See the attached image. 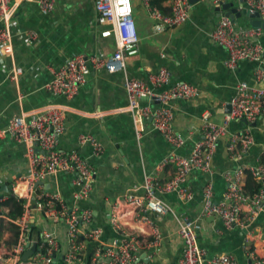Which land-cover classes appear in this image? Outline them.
<instances>
[{
  "label": "crops",
  "instance_id": "1",
  "mask_svg": "<svg viewBox=\"0 0 264 264\" xmlns=\"http://www.w3.org/2000/svg\"><path fill=\"white\" fill-rule=\"evenodd\" d=\"M230 2L237 7L238 0ZM131 3L139 38L137 57L126 61L123 70L116 73L105 67L92 71L76 97L70 100L52 96L46 91L45 85L51 80L53 70L59 69L67 59L77 54L99 55L109 59L115 50L112 38L100 37L106 27L96 23L93 0H55L54 9L47 15L41 14L36 1L22 3L11 22L8 41L11 51L7 56H2L0 52V132L5 131L9 121L23 112L37 111L49 104L66 108V129L59 138L58 149L79 152L95 170L93 193L88 201L77 206L82 211L90 212L88 226L89 229L101 231L100 243H107L119 235L109 221L115 202L122 201L130 194L143 197L146 179L157 178L161 183L169 181L173 171L166 169L158 172L157 168L170 153L182 156L191 154L194 144L201 139L204 112L209 111L213 121L221 123L226 115L223 110L229 105L240 83L264 87V81L259 84L254 82L256 68L260 67L264 72V58L259 66L242 62L231 71L223 64L226 51L209 38L225 11L218 13L216 8L198 1L191 5L187 23L156 34L141 1L131 0ZM237 26L249 28L248 20L242 18ZM30 34L35 35L31 43L27 40ZM260 39L264 47V34ZM16 68H21L22 74L14 81L12 71ZM162 68L168 70L172 83H188L198 92L193 100H175L170 104L174 115L173 128L186 140L179 149H173L151 126L149 119L144 121L145 132L137 135L131 115L125 112L127 97L124 80L131 78L147 82L150 74ZM140 105L147 106L148 103L141 101ZM151 106L156 108V104ZM227 130L228 135L244 130L250 133L252 143L241 161L228 158L226 141L223 139L212 157L211 170L205 173L193 171L188 177L186 187L191 193V201H181L175 191L157 195L180 217H197L202 202L201 192L206 184L212 185L214 199L220 200L226 189L225 174L240 165H254L264 155V118L248 126L231 122ZM87 135L95 138L97 147L79 143L80 138ZM26 172L24 147L9 133L0 136V187L7 185L12 192V181L20 179ZM68 189L67 179L62 177L60 190L67 200L70 199ZM138 218L136 214L122 215L120 223L123 232L143 237L147 226L140 223ZM155 224L163 237L160 252L153 258L149 257L148 251L140 252L138 263L178 264L183 247L175 233L173 216L155 219ZM200 224L198 246L209 258L226 253L234 256L235 264H249L244 251L246 235L252 238L251 244L256 252L264 254V215H260L248 231L225 230L220 221L213 217L204 218ZM42 230L55 236L58 249L54 264H62L68 248L65 224L62 221H49L38 212L31 213V230L20 260L28 250L27 245H31L36 238L40 240ZM11 239V232L3 234L0 264H15L11 254L13 247H7ZM18 242L19 236L14 246ZM94 245L85 246L80 264H89ZM37 253L36 249L28 260L35 258Z\"/></svg>",
  "mask_w": 264,
  "mask_h": 264
},
{
  "label": "built area",
  "instance_id": "2",
  "mask_svg": "<svg viewBox=\"0 0 264 264\" xmlns=\"http://www.w3.org/2000/svg\"><path fill=\"white\" fill-rule=\"evenodd\" d=\"M36 1L42 15L49 14L55 0H0V52L7 56L11 47L8 45L11 36V22L16 9L24 2ZM156 34L167 29L180 27L190 19V0H167L169 13L163 14L151 4V0H140ZM212 8L220 7L230 0H198ZM249 11L257 12L264 19V0H242ZM96 12V23L105 26L100 33L101 38H112L115 50L109 59L102 56L77 54L67 59L59 69L53 70L51 80L45 85L46 91L52 96L65 99L76 97L79 89L84 86L92 71L102 67L111 72L122 71L126 61L137 57L139 38L133 18L131 0H93ZM264 31L260 28H242L228 17H220L209 38L226 51L224 66L235 70L239 63H262L264 47L261 37ZM31 43L35 35L27 38ZM2 62V60H0ZM22 74L21 68L12 71V79L17 81ZM264 81V72L257 67L254 71V82ZM127 97L125 112L132 117L137 135L145 132L144 121L149 119L151 126L173 148H182L186 140L173 128V111L170 104L175 100L190 101L198 96L197 90L185 82H171L167 69H159L148 76L147 82L127 78L124 80ZM146 101L147 106L140 102ZM156 104V108H152ZM231 111L223 116L221 123L212 119V113L206 111L202 115L201 139L197 141L189 156L170 153L160 162L157 171L166 169L173 171L172 178L161 183L157 178L146 179L143 197L127 195L122 201L112 206L110 224L119 233L118 237L107 243H100L99 229H89L91 214L82 211L78 204L88 201L93 193L95 170L79 152H63L58 149L59 138L66 129V108L47 105L37 111L23 112L14 117L6 125L0 136L10 134L24 147L27 172L20 179L12 181V192L23 200V214L12 223L20 230L19 242L11 249L15 264H54L58 243L53 234L42 230L38 242V253L31 261L21 262L24 243L31 230V213H41L52 222L62 221L66 227L68 248L62 264H80L82 251L88 244L94 245L89 264H139L140 252L148 251L153 258L160 252L163 237L156 227L155 219L168 215L176 222V235L182 242V256L178 264H235L232 254H220L207 257L198 246L197 236L201 230L200 221L213 217L220 221L225 230L248 231L249 226L264 215V165H240L224 176L226 189L220 200L214 199L211 184H206L201 192L202 202L197 217L179 216L158 194L177 192L183 202L192 199L186 187V181L193 171L209 172L212 157L219 142L226 141V152L231 160L241 161L250 149L252 139L248 130L228 135L227 126L231 122L251 125L264 118V87L249 86L240 83L235 95L229 102ZM81 145L89 144L97 147L94 137L89 135L80 138ZM249 175L254 187L249 190L243 185V178ZM67 179L70 199L63 197L60 190L61 178ZM49 188L46 190L45 185ZM0 218H6L7 209L1 206ZM138 215V221L147 226L143 237L128 235L123 232L120 223L122 215ZM153 215L156 218L149 217ZM87 227V228H86ZM144 234V233H143ZM253 240L246 235L244 251L249 264H264V254H258L252 247Z\"/></svg>",
  "mask_w": 264,
  "mask_h": 264
},
{
  "label": "trees",
  "instance_id": "3",
  "mask_svg": "<svg viewBox=\"0 0 264 264\" xmlns=\"http://www.w3.org/2000/svg\"><path fill=\"white\" fill-rule=\"evenodd\" d=\"M151 4L157 7L163 14L169 13L167 0H151ZM259 162L264 165V155L261 156ZM243 185L249 190L254 187L249 175H246L243 178ZM2 200L1 206L6 208L8 212L6 214L7 219L0 218V244L2 243L3 234L9 231L12 234V239L10 243H7V247L11 249L16 244L18 236L20 235L19 228L12 222L17 220L23 214V200L19 199L11 192L9 195H6V197L2 198ZM33 231H35V229H33Z\"/></svg>",
  "mask_w": 264,
  "mask_h": 264
},
{
  "label": "water",
  "instance_id": "4",
  "mask_svg": "<svg viewBox=\"0 0 264 264\" xmlns=\"http://www.w3.org/2000/svg\"><path fill=\"white\" fill-rule=\"evenodd\" d=\"M198 0H190L191 5L197 3ZM235 3H225L220 7H217L215 10L219 13L221 11H225L224 16L228 17L232 22L239 23L242 18L248 20V25L252 28H260L264 30V19H261L257 12H250L248 6L242 0H238L237 7H234ZM231 111L230 105H227L223 110L224 114H229ZM245 124V122H243ZM45 189L49 188V185L46 184ZM10 194V188L7 185H2L0 187V197L6 196ZM39 242V238H36L31 245H27L28 250L23 254L21 260L22 262H27L30 257L36 252L37 244Z\"/></svg>",
  "mask_w": 264,
  "mask_h": 264
}]
</instances>
